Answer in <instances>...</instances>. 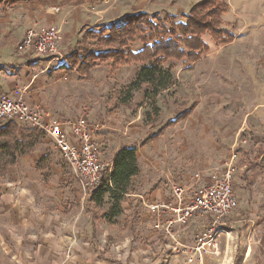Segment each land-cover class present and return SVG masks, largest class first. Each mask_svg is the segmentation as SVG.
<instances>
[{"label":"rangeland","instance_id":"1","mask_svg":"<svg viewBox=\"0 0 264 264\" xmlns=\"http://www.w3.org/2000/svg\"><path fill=\"white\" fill-rule=\"evenodd\" d=\"M200 1L43 0L1 7L0 66L12 64L13 70L28 63L38 66L39 61L22 47L25 34L34 29H60L65 46L71 43L67 48L75 50L78 32L83 35L88 29L98 32L120 25L125 16L140 12L161 19L169 15L182 22L181 16ZM226 1L229 9L221 17V28L234 35L231 44L216 47L204 37L209 52L197 62L189 64L184 59L164 66L171 67L172 73L167 89L150 96L151 90L144 87L126 104L116 97L141 66L131 64L112 73L109 62L99 63L91 72L96 95L81 105L83 116L94 113L97 124L106 123V114L117 112L119 117L112 124L127 133H117L111 144L107 141L110 145L105 141L99 145L101 160L109 166L117 147L135 148L139 166L144 171L150 168L145 183L172 175L187 179L189 186L183 188L192 191L225 176L236 155L230 168L238 205L232 215H240L235 219L239 223L225 230L219 254H184L166 239L154 250L140 246L131 234L136 214L129 218L124 210L106 223L102 215L109 205L92 213L75 178L59 160L51 175L26 178L9 173L0 182V264H264V163H260L264 158V109H260L264 108V0ZM52 7L59 10L57 15ZM59 49L63 54L61 45ZM139 49V43L132 46L133 51ZM68 55L47 71L64 75L55 70L66 64ZM186 111L183 121L141 145ZM169 180L164 183L168 188L181 187ZM131 191H143L142 178L131 180ZM133 201L125 197L121 205L127 210ZM207 219L195 220L201 226L191 232L194 248L208 239Z\"/></svg>","mask_w":264,"mask_h":264},{"label":"trees","instance_id":"2","mask_svg":"<svg viewBox=\"0 0 264 264\" xmlns=\"http://www.w3.org/2000/svg\"><path fill=\"white\" fill-rule=\"evenodd\" d=\"M40 1L42 0H0V8ZM228 9L226 0H202L193 4L189 12L181 16L182 22H176L169 15L161 19L156 14L140 12L125 16L120 25L112 24L98 32L90 30L83 36L78 33L80 42L77 50L55 72H64L68 77L76 73L79 80L88 81L92 78L91 71L99 63L109 62L112 73L131 64H138L141 67L135 78L118 94L116 100L129 103L133 98L132 94L144 87L151 90L150 96H155L167 89L172 82L171 67H164L168 62L185 59L193 64L209 52L204 37H208L216 47L227 46L233 42L234 35L221 28V17ZM88 42L93 43L92 47H89ZM136 43H139L140 49L133 51L132 46ZM188 114V111L179 114L158 133L149 136L142 145L161 136L165 129L180 123ZM44 138L39 131L19 129L12 123L0 127V182L6 178L8 170L16 167L22 157L32 153ZM260 163H264V158ZM48 164L49 158L44 156L37 168L47 169ZM138 173L136 149L121 148L114 157L110 173L104 174L100 183L87 191L85 203L92 213L106 203L109 208L102 218L111 223L119 217L122 214L121 203L130 194L131 180ZM133 236L142 247L153 249V244L140 241L135 232ZM95 247L99 248L97 245ZM103 253L108 254V250Z\"/></svg>","mask_w":264,"mask_h":264},{"label":"crops","instance_id":"3","mask_svg":"<svg viewBox=\"0 0 264 264\" xmlns=\"http://www.w3.org/2000/svg\"><path fill=\"white\" fill-rule=\"evenodd\" d=\"M64 1L70 2L72 0H64ZM40 2H36V3H40ZM52 10L53 9H51V12L54 13L53 15L55 14L57 15L59 13V12L55 13ZM90 30L92 29H88L86 32ZM86 32H84V34ZM80 35L83 36L81 33ZM64 39H62V42L60 44L63 55L64 56L66 54L70 55L73 51H76L77 48L75 50L73 48L71 49L67 48L68 46H70L71 43L68 44V46H65L66 44ZM32 58L33 60L39 61L38 66L35 67L34 64L30 65L28 63L26 66L18 67L15 70H13L12 64L0 66V97L8 94L16 87H21V88L23 87V89H25L26 91V96H25L26 104L30 107L40 108V110L43 112V115L45 116L44 118L45 122H53V121L63 122V121H75L82 119L87 121L88 123H97L96 122L97 116H95L94 113H90L87 117H85L82 114V108H81V105L85 100L90 101V98L96 95V91L95 90L93 91L91 89L92 84L94 83L92 74H91L92 76L91 80L88 81L79 80V77L76 73H72L69 77L67 76L68 77L67 79V77L65 76L66 74L61 76V74L58 73L51 74L50 72H48L47 69H49L50 65L51 64L53 65V63H49V62L45 63L46 58H38L33 55ZM41 63L46 64L45 68H42ZM121 104H126V103H121ZM258 107L260 108V106ZM260 109H264V108L262 107ZM116 116L119 117L117 112L111 113L110 115L106 114L104 116V119L107 120L106 123L104 122V124H102L101 122H99V124H101L102 127L101 131L97 136L99 145L103 141H105V143L109 142L111 144L113 140L112 137L116 136L117 133H120L122 136H125V134L127 133L126 129L123 130L122 127L116 128L115 126H113L112 120L114 117L116 118ZM12 124L17 126L19 129L20 128L32 129L27 126H19L14 123ZM64 131L68 133V129L66 130L64 129ZM44 137L45 138L43 142L38 147H36L32 153L22 157L19 160L18 165L16 167L10 168L7 174L11 173L13 175H17V174L25 175L26 178H31L30 175L38 176V177L41 175L43 176L51 175V173L54 172L55 170L56 163L60 160L63 163V166L68 171V174L72 175L69 169L66 167L61 155L56 150L53 141L47 138L45 135ZM121 148L124 147L119 146L113 152V157L110 164H112L115 155L118 153V151ZM99 153H100V149H99ZM44 156H47L49 158L48 168L38 169L37 165ZM99 158L101 160L100 154H99ZM155 163L156 162L153 163L154 169H155ZM137 164L139 169V173L137 176H138V180H140L141 178L143 179V191L136 193L135 192L133 193L131 191L130 194L126 196V198H130L134 200L132 208L127 206L129 209L126 210L124 209L126 206L121 205L122 212L125 210L124 212L128 213L127 217L130 218L135 216L136 214L134 221L135 228L131 231L133 239H134L133 232H135L136 237L140 241H143L145 244H153L154 247L152 250H154V248H156L157 246H162L160 241L166 239L168 241L169 246L184 254H187L189 251H195V249H198V253L202 252L201 256L206 255L208 253L211 254L212 249L209 246V240L212 235L208 236V239H206V241H202L200 244L197 245L196 248H194L195 245L194 243H192L193 237L191 234L193 229H199L201 226L198 223H195L196 221H200L208 218L207 220L209 225L207 226L210 227L211 218L202 217L197 213H195L184 223H180L176 221L177 216L172 210L177 208V204H175V200L172 195L171 188L170 187L168 188L167 184L164 183H166L165 182L166 180L170 181L169 179L171 178L173 182L177 183L178 186H181L183 188L186 187L187 185L189 186V184L186 182L187 179L180 180L171 175L166 180H161L163 178L162 176H160L158 179L153 178L150 184L145 183L144 181L145 175L150 170V168H148L147 166V171H144V169L141 168V166H139L138 160H137ZM143 164H146L144 160H143ZM153 175H155V172ZM179 181H183V182L179 183ZM17 185L19 186L20 183L18 182ZM150 206H164L166 208H160L159 210L152 211L150 209ZM232 214L233 212L227 218H225L219 226L215 228V230L219 232L215 239V242H217L218 245V254H219V250H222L224 247V242H225L224 236L227 235V232L225 230L230 228L231 225H236L239 223L235 219L236 217L238 218V216L240 215L239 214L232 215ZM124 224L127 225V222ZM203 243H208V245L205 244V246H203L200 249V246Z\"/></svg>","mask_w":264,"mask_h":264},{"label":"built area","instance_id":"4","mask_svg":"<svg viewBox=\"0 0 264 264\" xmlns=\"http://www.w3.org/2000/svg\"><path fill=\"white\" fill-rule=\"evenodd\" d=\"M53 12H59L53 9ZM61 30L54 27H41L28 31L22 41L23 50L33 56L46 58L49 63L61 62L63 54L60 52L62 42ZM26 91L16 87L8 94L0 97V127L14 123L38 130L54 143L66 167L80 186L84 196L87 191L97 186L104 174H109L112 164L102 162L99 158V142L97 136L102 127L97 123H88L79 119L75 121L45 122L43 112L38 107H30L25 102ZM68 129V133L64 131ZM236 159L233 155L232 162ZM232 162L229 170L220 179L211 184L199 186L192 191L181 187L171 188L176 209L177 222L184 223L193 214L211 218V226L206 236H211L209 246L212 254H218L215 242L219 233L215 228L227 218L238 205L237 197L232 187ZM166 208L164 206H150L152 211ZM208 245L203 243L200 249ZM198 252V249H195Z\"/></svg>","mask_w":264,"mask_h":264}]
</instances>
